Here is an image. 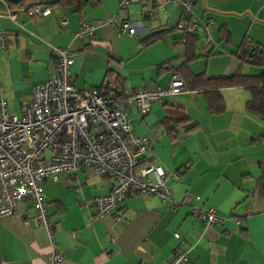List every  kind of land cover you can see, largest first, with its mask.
Masks as SVG:
<instances>
[{
  "label": "crops",
  "instance_id": "obj_1",
  "mask_svg": "<svg viewBox=\"0 0 264 264\" xmlns=\"http://www.w3.org/2000/svg\"><path fill=\"white\" fill-rule=\"evenodd\" d=\"M57 1L0 0V15L5 16L0 36L6 39L0 49V98L11 113L18 112L32 87L53 75L52 48L68 51L79 91L106 93L120 87L130 93L152 84L166 88L175 70L185 67L207 77L262 74L244 73V65L253 66L237 55L264 47V0H194L199 20L214 21L210 37L202 29L194 34L193 55L199 57L194 61L176 30L182 12L171 3L154 0V7L133 4L120 10L121 0H91L81 9L52 7ZM32 5L51 13L31 16L27 9ZM107 19L113 22L107 24ZM82 20L96 27L92 40L74 39ZM126 22L136 25V37H117L116 30ZM150 36H157L156 41L142 45ZM166 63L170 70L162 69ZM221 94V114L208 111L203 92L187 88L152 104L147 115L133 105L127 109L133 132L148 140L150 150L141 163L154 158L165 173L179 176L169 185L176 203L191 195L182 207L171 208L158 196L131 195L111 217L98 218L94 198L110 194L114 180L79 172L62 175L58 183L43 181L61 264H167L177 249L188 251L182 264H264V120L246 110L248 89L228 88ZM165 118H186L192 130L177 128L173 140L159 125ZM198 206L224 222L205 229L202 219L190 213ZM33 218L32 204L24 201L17 214L0 220V263L46 264L48 234Z\"/></svg>",
  "mask_w": 264,
  "mask_h": 264
},
{
  "label": "built area",
  "instance_id": "obj_2",
  "mask_svg": "<svg viewBox=\"0 0 264 264\" xmlns=\"http://www.w3.org/2000/svg\"><path fill=\"white\" fill-rule=\"evenodd\" d=\"M164 1L182 12L176 30L182 35L183 44L186 36L198 29L210 37L208 29L214 21L199 20L194 12V0ZM153 3L154 0H121L119 9L133 4L154 7ZM27 12L34 17L51 13L39 5L30 6ZM95 28L82 20L74 39L92 40ZM116 32L118 38L137 35L136 25L129 22L123 23ZM5 46L6 39L0 36V49ZM51 55L55 60L53 75L43 84L32 87L29 98L21 101L17 113L9 112L6 102L0 98V220L17 214L21 202H30L33 220L46 230L50 242L45 263L61 264L63 254L53 234L55 222L48 215L44 200L42 183L45 180L58 183L62 175L74 177L79 172L114 180L110 194L94 198L98 218L111 217L131 195L158 196L171 208L189 203L190 194L178 203L172 199L169 181L178 180L177 174L165 173L154 158L141 163L150 150L148 140L137 136L126 119L129 106H135L140 115H147L152 104L184 93L186 85L181 75L173 73L166 88L152 84L125 93L115 87L108 95L95 89L79 91L74 87L71 70L74 62L68 51L52 48ZM190 213L202 219L205 229L224 222L209 208L191 207ZM187 254L188 251L177 249L167 264L185 263ZM0 264L7 262L2 260Z\"/></svg>",
  "mask_w": 264,
  "mask_h": 264
},
{
  "label": "trees",
  "instance_id": "obj_3",
  "mask_svg": "<svg viewBox=\"0 0 264 264\" xmlns=\"http://www.w3.org/2000/svg\"><path fill=\"white\" fill-rule=\"evenodd\" d=\"M90 1L91 0H58L51 6H59L62 8L77 7L78 9H81L83 7L82 3H87ZM156 37L157 36H150L147 39L142 40L141 44L146 47L150 46L156 41ZM195 40L196 36L194 34L186 36L185 45L186 51L188 53L187 56H189L191 58L190 60L192 61L199 59V57H195L193 55V41ZM246 49L247 50H243L238 53V58H240L242 63L262 69L263 72L261 75L244 76L240 73H235L229 76L207 77L203 74L192 75L187 67L175 70L174 73H180L183 76V79L186 83V88L189 91H201L204 93L207 109L213 114H221L225 110V104L221 90L236 87L248 89L251 92V100L247 103L246 110L264 120V47H252V49L256 50L255 54H249L250 50H248V48ZM203 55L204 57H207L209 53H204ZM203 55H201V57ZM249 55H252V57L249 58ZM169 66V63H166L164 66H162V69L170 70ZM112 90L113 89H110L108 92L106 91V93H103L101 90L100 92L102 95H108L110 92H112ZM159 125L173 140L177 138L175 132L177 128L182 127L192 130L190 121L186 118L179 121H172L169 118H165Z\"/></svg>",
  "mask_w": 264,
  "mask_h": 264
},
{
  "label": "rangeland",
  "instance_id": "obj_4",
  "mask_svg": "<svg viewBox=\"0 0 264 264\" xmlns=\"http://www.w3.org/2000/svg\"><path fill=\"white\" fill-rule=\"evenodd\" d=\"M218 55V54H217ZM217 57V56H216ZM230 58V56H229ZM248 69H251V70H257L258 74L262 73V69H259V68H254V67H249V66H245L243 67V72L244 73H247Z\"/></svg>",
  "mask_w": 264,
  "mask_h": 264
},
{
  "label": "water",
  "instance_id": "obj_5",
  "mask_svg": "<svg viewBox=\"0 0 264 264\" xmlns=\"http://www.w3.org/2000/svg\"><path fill=\"white\" fill-rule=\"evenodd\" d=\"M11 1H13V0H11ZM159 32H160V31L154 32V34H158ZM252 52L255 54V53H256V50H255V49H252ZM248 57L251 58L252 55H249Z\"/></svg>",
  "mask_w": 264,
  "mask_h": 264
},
{
  "label": "flooded vegetation",
  "instance_id": "obj_6",
  "mask_svg": "<svg viewBox=\"0 0 264 264\" xmlns=\"http://www.w3.org/2000/svg\"><path fill=\"white\" fill-rule=\"evenodd\" d=\"M251 53H253V52H251Z\"/></svg>",
  "mask_w": 264,
  "mask_h": 264
}]
</instances>
